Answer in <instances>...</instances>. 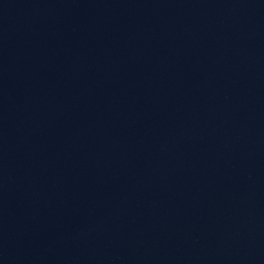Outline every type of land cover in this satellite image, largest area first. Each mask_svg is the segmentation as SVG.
Listing matches in <instances>:
<instances>
[{
    "label": "water",
    "instance_id": "95a60500",
    "mask_svg": "<svg viewBox=\"0 0 264 264\" xmlns=\"http://www.w3.org/2000/svg\"><path fill=\"white\" fill-rule=\"evenodd\" d=\"M0 264H264V0H0Z\"/></svg>",
    "mask_w": 264,
    "mask_h": 264
}]
</instances>
